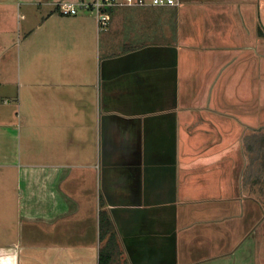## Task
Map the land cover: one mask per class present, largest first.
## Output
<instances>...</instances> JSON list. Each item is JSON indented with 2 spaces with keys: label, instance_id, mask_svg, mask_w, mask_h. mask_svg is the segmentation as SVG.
<instances>
[{
  "label": "crops",
  "instance_id": "obj_1",
  "mask_svg": "<svg viewBox=\"0 0 264 264\" xmlns=\"http://www.w3.org/2000/svg\"><path fill=\"white\" fill-rule=\"evenodd\" d=\"M61 1L0 0V264L235 254L210 221L264 216L238 201L245 141L264 144V0L120 6L104 31Z\"/></svg>",
  "mask_w": 264,
  "mask_h": 264
},
{
  "label": "rangeland",
  "instance_id": "obj_2",
  "mask_svg": "<svg viewBox=\"0 0 264 264\" xmlns=\"http://www.w3.org/2000/svg\"><path fill=\"white\" fill-rule=\"evenodd\" d=\"M244 148L246 149L247 161L245 189L239 193L238 201L240 204L243 201L244 204L251 205L253 198H255L264 208V144L259 141V135H253L247 138ZM238 211L235 214L229 206L224 204L220 207L217 213L218 216L210 221L218 223L223 236V240L216 244L215 253L221 254V250H223L222 253L227 254L225 252L229 251L230 247H234L233 245L240 241H244V245L235 254L236 247L233 248L230 255H224L222 258L220 256L202 264H264L263 220L258 224L264 216L260 214L259 209L254 205L250 208L251 214L250 212L244 214V210L241 207H239ZM237 217L240 223L239 232L231 236L225 231V228L229 224H233L229 227L234 228L237 226V223H235ZM246 227H248L247 230ZM247 231L249 232L247 233Z\"/></svg>",
  "mask_w": 264,
  "mask_h": 264
},
{
  "label": "built area",
  "instance_id": "obj_3",
  "mask_svg": "<svg viewBox=\"0 0 264 264\" xmlns=\"http://www.w3.org/2000/svg\"><path fill=\"white\" fill-rule=\"evenodd\" d=\"M178 0H93L87 2L79 1H61L58 4L59 12L64 16H77L83 12L94 13L97 18L100 31L108 29L111 22L110 12L116 7H168L178 6Z\"/></svg>",
  "mask_w": 264,
  "mask_h": 264
},
{
  "label": "trees",
  "instance_id": "obj_4",
  "mask_svg": "<svg viewBox=\"0 0 264 264\" xmlns=\"http://www.w3.org/2000/svg\"><path fill=\"white\" fill-rule=\"evenodd\" d=\"M101 226H104V224L102 223ZM111 258L112 254L106 251V247H103L100 254V264H111Z\"/></svg>",
  "mask_w": 264,
  "mask_h": 264
},
{
  "label": "flooded vegetation",
  "instance_id": "obj_5",
  "mask_svg": "<svg viewBox=\"0 0 264 264\" xmlns=\"http://www.w3.org/2000/svg\"><path fill=\"white\" fill-rule=\"evenodd\" d=\"M262 223H264V218H263V222Z\"/></svg>",
  "mask_w": 264,
  "mask_h": 264
}]
</instances>
